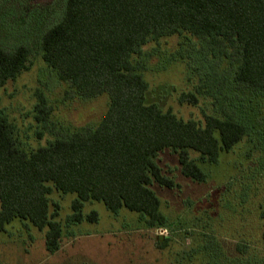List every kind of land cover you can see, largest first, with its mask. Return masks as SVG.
I'll use <instances>...</instances> for the list:
<instances>
[{
	"label": "trees",
	"instance_id": "1",
	"mask_svg": "<svg viewBox=\"0 0 264 264\" xmlns=\"http://www.w3.org/2000/svg\"><path fill=\"white\" fill-rule=\"evenodd\" d=\"M12 22L22 38L36 40L0 43V89L40 56L76 97L107 100L95 126L68 130L51 122L53 109L37 90L36 137L50 139L33 150L25 149L16 126L0 112V234L13 222L46 230L50 254L59 251L63 235L59 205L50 200L54 192L75 196L67 227L98 221L96 212L84 215L82 209L101 202L113 215L126 209L148 228H163L167 217L152 187L174 190L179 184L164 174L158 155L169 150L183 177L205 183L203 166L218 164L252 133L248 118L264 121V0H65L51 14L49 7L33 8ZM173 37L181 39L177 51L186 52L189 80H195L178 102L211 99L214 113L204 115L203 124L146 103L144 72L157 57L155 48H147ZM211 239L199 257L205 264L206 249L219 253ZM156 240L157 249L168 247L167 238ZM261 242L258 251H264V229ZM254 250L235 244L243 264L259 263L252 261Z\"/></svg>",
	"mask_w": 264,
	"mask_h": 264
},
{
	"label": "rangeland",
	"instance_id": "2",
	"mask_svg": "<svg viewBox=\"0 0 264 264\" xmlns=\"http://www.w3.org/2000/svg\"><path fill=\"white\" fill-rule=\"evenodd\" d=\"M22 1L0 0L2 44L13 46L36 40L35 36L22 38L16 31L19 28L12 24L14 17L25 12L20 7ZM64 2L56 0L50 14L61 9ZM179 41L173 37L162 40L158 47L148 46L147 50L152 47L157 50V57L151 62L152 68L144 72L148 83L146 103L156 104L164 112L170 110L185 121L203 124L204 115L214 113L211 99L200 97L196 105L178 102L179 96L192 91L195 84L193 78L189 80L187 60L182 57H186V52L177 51ZM37 90L52 107L50 120L58 128L95 126L107 109L105 97L92 100L76 97L66 84L58 81L40 56H33L28 70L0 89V112L16 126L18 139L27 150L44 146L50 139L47 134L42 139L36 137L40 127L32 111ZM260 120L259 115L248 118V124L253 126L250 136L230 153L222 154L218 164L203 166L207 174L205 183L183 177L177 157L169 150L158 155L157 163L164 174L179 184L174 190L152 187L167 217L163 228H148L137 214L126 209L113 215L101 202L85 203L82 209L84 215L96 212L98 221L67 227L65 219L71 215L75 196L54 192L50 200L59 205L56 220L63 230L59 251L50 254L46 250V230L39 231L30 225L25 228L23 223L13 222L0 234V264H205L204 258L199 257L212 236L220 246L219 253L206 249L207 264H243L246 258L241 260L235 251L238 242L257 248L251 253L252 261L263 264L264 251H258L264 229V121L258 124ZM255 144L257 147L251 150ZM158 236L169 240L167 248L157 249Z\"/></svg>",
	"mask_w": 264,
	"mask_h": 264
},
{
	"label": "flooded vegetation",
	"instance_id": "3",
	"mask_svg": "<svg viewBox=\"0 0 264 264\" xmlns=\"http://www.w3.org/2000/svg\"><path fill=\"white\" fill-rule=\"evenodd\" d=\"M56 0H23L20 3V7L25 10H32L33 8H46L56 6ZM60 5V4H59Z\"/></svg>",
	"mask_w": 264,
	"mask_h": 264
}]
</instances>
